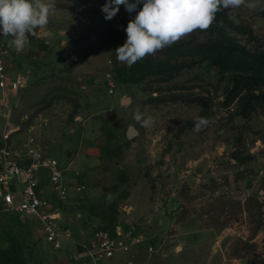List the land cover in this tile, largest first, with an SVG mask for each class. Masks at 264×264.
I'll use <instances>...</instances> for the list:
<instances>
[{"label": "rangeland", "instance_id": "374dc122", "mask_svg": "<svg viewBox=\"0 0 264 264\" xmlns=\"http://www.w3.org/2000/svg\"><path fill=\"white\" fill-rule=\"evenodd\" d=\"M108 2L56 0L48 25L29 36L24 51H1L9 75L22 74L27 84L9 95L7 109L0 106V148L39 146L65 167L70 190L61 221L76 234L120 222L157 248L151 257L141 251L147 264H264V85L252 106L241 93L229 95L232 72L208 49L219 42L263 52L264 0L223 10L225 20L131 67L115 49L142 2L131 13L120 5L106 19ZM108 71L116 80L112 94ZM137 109L153 118L150 126L133 118ZM200 116L209 124L193 132ZM129 124L138 130L131 139ZM32 224L3 214L0 264H48Z\"/></svg>", "mask_w": 264, "mask_h": 264}, {"label": "built area", "instance_id": "2783aa9c", "mask_svg": "<svg viewBox=\"0 0 264 264\" xmlns=\"http://www.w3.org/2000/svg\"><path fill=\"white\" fill-rule=\"evenodd\" d=\"M78 19L87 23L83 15ZM6 46H9L7 38L0 35V106L5 109L9 107V95L27 84L22 74L9 75L1 52ZM104 83L108 93L112 94L116 87L112 72L105 73ZM24 147L23 151H13L5 143L0 148V228L5 212L17 213L21 222L34 223L32 225L44 243L57 249L62 239L72 237L71 229L60 223L61 203L67 201L70 190L66 183V169L56 158L46 156L39 146L24 143ZM42 170L48 171L46 187L40 182ZM83 188L82 184H76L73 191L81 192ZM138 246H143L149 256L157 252L154 244L135 226L107 222L93 229L81 256L90 264H108L105 261L112 260L116 252L122 251L130 252L127 264H147L136 258Z\"/></svg>", "mask_w": 264, "mask_h": 264}, {"label": "clouds", "instance_id": "9594fccd", "mask_svg": "<svg viewBox=\"0 0 264 264\" xmlns=\"http://www.w3.org/2000/svg\"><path fill=\"white\" fill-rule=\"evenodd\" d=\"M141 2L142 8L128 21L125 42L115 49L116 59L129 67L196 30H207L222 10L258 6L249 0H109L102 5V11L106 19H111L120 5L131 13ZM55 10L56 0H0V35L7 38L9 47L24 51L29 36L45 28ZM133 118L144 127L153 123V118L145 117L139 109ZM208 124L207 117H197L193 132H200Z\"/></svg>", "mask_w": 264, "mask_h": 264}, {"label": "trees", "instance_id": "16d2710c", "mask_svg": "<svg viewBox=\"0 0 264 264\" xmlns=\"http://www.w3.org/2000/svg\"><path fill=\"white\" fill-rule=\"evenodd\" d=\"M225 16L222 10L216 14L215 18L225 20ZM208 49L216 64L232 72L229 95L235 96L241 93L249 106L253 105L255 99H262V95L256 91L264 85V51L249 55L235 50L232 45L219 42L209 44ZM256 102L259 103L258 100ZM20 223L25 224L21 221Z\"/></svg>", "mask_w": 264, "mask_h": 264}, {"label": "crops", "instance_id": "0c3cea01", "mask_svg": "<svg viewBox=\"0 0 264 264\" xmlns=\"http://www.w3.org/2000/svg\"><path fill=\"white\" fill-rule=\"evenodd\" d=\"M40 182L42 185L46 187V180L43 171L41 172ZM61 223L69 227L68 224L63 223L62 221ZM90 235L91 234H88L86 232H81L80 234L79 233L76 234L74 233V231H72V237L70 239H62L61 245L57 249H52L48 244L43 242L48 249L47 263L48 264H90L86 262V260L81 256V253L83 251V246L88 242V239L91 237ZM142 250L146 252L143 246H138L137 248L138 255L136 256V258L139 259L140 261L146 262L147 259H140ZM146 254L148 255L147 252ZM152 255L150 256L148 255V256L151 257ZM129 256H130V252L118 251L116 252L112 260H107L105 262L108 264H127L126 260Z\"/></svg>", "mask_w": 264, "mask_h": 264}, {"label": "water", "instance_id": "95a60500", "mask_svg": "<svg viewBox=\"0 0 264 264\" xmlns=\"http://www.w3.org/2000/svg\"><path fill=\"white\" fill-rule=\"evenodd\" d=\"M128 101V98H123L122 102L126 103ZM138 134V130L133 126L132 124L127 125L126 131H125V136L127 139H131L135 137ZM132 144H135V142H132ZM68 155L70 152L67 153ZM110 198V195L107 194L105 195V200H108Z\"/></svg>", "mask_w": 264, "mask_h": 264}]
</instances>
